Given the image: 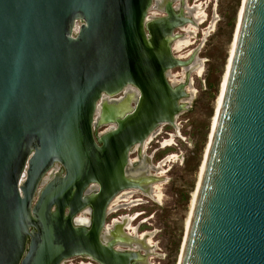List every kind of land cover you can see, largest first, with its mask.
Listing matches in <instances>:
<instances>
[{"label": "water", "instance_id": "water-1", "mask_svg": "<svg viewBox=\"0 0 264 264\" xmlns=\"http://www.w3.org/2000/svg\"><path fill=\"white\" fill-rule=\"evenodd\" d=\"M174 1L154 0L164 16L149 18L153 0H0V264H62L86 254L101 264L142 259L101 244L99 233L118 191L151 197V183L169 179L152 177L147 157L128 172L138 184L125 169L134 145L142 149L159 125L174 127L188 110L186 85L193 96L190 72L202 63L191 62L201 44L187 60L172 44L182 36L176 30L195 25L188 15L196 9ZM176 67H186V80L172 85L167 74ZM128 86L138 90L135 106L126 93L103 102ZM96 124L115 127L95 134ZM91 183L100 190L84 196ZM88 204L90 230L73 223ZM126 223L108 229L105 241L122 235L119 245L158 255L145 243L153 232L124 236ZM182 249L178 264H264V0L243 4Z\"/></svg>", "mask_w": 264, "mask_h": 264}, {"label": "rangeland", "instance_id": "rangeland-1", "mask_svg": "<svg viewBox=\"0 0 264 264\" xmlns=\"http://www.w3.org/2000/svg\"><path fill=\"white\" fill-rule=\"evenodd\" d=\"M242 3L243 0H186L189 8L196 9L192 10V14L198 13V24L190 28L189 34L182 29L175 31L182 34L181 39L187 42L180 48H177L174 43L173 55L186 60L201 44L196 52L194 64H202L190 74L193 96L189 100L188 110L177 116L175 130L166 127L156 137L163 126L160 127L147 145L155 137L156 139L148 149H146L147 145L146 150L144 149V155L153 158L152 164L155 166L152 165V167H159V171L163 173L160 178L169 179L157 184L155 189L158 199L155 197L152 199L144 193H142L144 196L137 193L130 199L128 198L130 201L126 205H121L116 214L121 218L129 216L132 219L130 226L136 229L140 227L138 230L141 232L137 231L140 235L153 232L149 238L151 244L155 245L153 253L158 255L150 256L151 264L179 263L185 239V222L189 214L190 199L197 188L200 169L209 142L215 106L229 60ZM176 4L178 3L174 5ZM161 13L157 14L162 15ZM183 72L180 67L171 69L169 71L171 82L178 83L181 78H184ZM187 90L190 93V88L187 87ZM165 132L171 135L167 136ZM172 142L175 143L172 148L156 152L160 145L167 146ZM167 154L172 155L159 163ZM136 156V154H131L130 158L133 159ZM57 167L55 165V168ZM151 174L156 175V171L153 170ZM138 199L142 202H136ZM136 203L141 204L134 206ZM136 213H142V215L134 220L136 216L133 215ZM68 261L65 264L82 263H79L81 259L77 257Z\"/></svg>", "mask_w": 264, "mask_h": 264}, {"label": "flooded vegetation", "instance_id": "flooded-vegetation-1", "mask_svg": "<svg viewBox=\"0 0 264 264\" xmlns=\"http://www.w3.org/2000/svg\"><path fill=\"white\" fill-rule=\"evenodd\" d=\"M160 1V0H159ZM173 6H174V3H173ZM175 7V6H174ZM164 8V7H163ZM157 13H160L159 12V10H153L152 11V14L154 15V14H157ZM161 16H164V12L162 11V15ZM161 16H159V17H161ZM152 18V17H151ZM153 18H155V17H153ZM179 30V29H178ZM181 82V81H180ZM178 84V83H177ZM131 88L132 89H134L135 90V93H134V95H136V97L139 95V93H138V90L135 88V87H133V86H131ZM131 92H133V91H131ZM119 97H117V98H120V97H124L125 96V93L123 92V93H121L120 95H118ZM116 98V97H115ZM124 99V98H123ZM131 106H135V103L134 102H131ZM162 125V124H161ZM161 125H159L156 129H155V131L154 132H157V131H159L158 130V128L161 126ZM114 127H115V125H114ZM113 127V128H114ZM166 127H171V128H173L172 126H170V125H164L163 127H162V129H161V132L158 134V135H156V137L157 136H159L162 132H163V129L164 128H166ZM111 127H110V125H108V124H106V125H98V124H96V126L94 127V133L95 134H102V133H105L106 131H109V130H111L110 129ZM173 130H175L174 128H173ZM153 132V133H154ZM165 134L167 135V136H170L171 134L170 133H168V132H165ZM152 137V136H151ZM150 137V138H151ZM156 137L147 145V142L150 140V138H148L146 141H145V143L142 145V149L140 148V146H137V147H135V145L130 149V152H129V155H128V165L126 166V169H125V175H126V177L129 179V181L130 182H134V183H136V184H138L135 180H132V179H130L129 178V174H128V172L130 171V169L131 170H133V168L135 167V165H136V163H138V162H140L141 160H143V161H145V157H147L148 159V162L145 164V166L146 167H148V168H150L153 164H152V157H148V156H145L144 155V149H145V146L147 145V148L146 149H148V147H149V145L156 139ZM96 138V137H95ZM165 141V140H164ZM156 142H158V143H160L159 141H156ZM161 144V143H160ZM137 145V144H136ZM175 145V143L174 142H172L170 145H167V146H162V145H160V148L158 149V150H156V152L157 151H163V150H165V149H169V148H172L173 146ZM145 149V150H146ZM131 154H136L137 156L135 157V158H133V159H131L130 158V155ZM170 155H172V154H167L166 156H164V158L159 162V163H161L162 161H164L165 159H167V157L168 156H170ZM129 160H130V163H129ZM133 161V162H132ZM133 163H135L134 164V166H133ZM158 163V164H159ZM157 164V165H158ZM58 167L57 168H55V166H54V168H53V171L54 172H56V173H59V172H61L62 171V167L59 165V164H56ZM156 165V166H157ZM164 165H165V163H164ZM163 165V166H164ZM153 166H155V165H153ZM153 170L154 171H156V173H158V174H156V175H153V174H151L152 172H153ZM148 172H149V174L152 176V177H156V178H160V175H162L163 173L161 172V171H159V167L157 168H154L153 167V169H148ZM151 181H155V180H151ZM162 182V181H161ZM161 182L160 183H155V184H151L150 185V187H151V193H150V195H151V197H155L156 199H158L157 198V190L155 189V188H152V187H154L155 185H157V184H161ZM92 186H96V188L95 187H93L92 188ZM126 189H128V188H126ZM153 189V190H152ZM100 190V186L98 185V184H93V183H91L86 189H85V193H84V196H91V195H94V194H96V192H98ZM125 189H123V190H120V191H118L115 195H113L112 196V198L109 200V202L107 203V205H106V207H105V218H104V225H103V227H102V229H101V231H100V233H99V241H100V243L101 244H103V245H107L108 243H110V242H114V246H113V248H114V250L115 251H128V252H138L139 253V255L142 257V259L139 261V262H137L136 264H141V263H143V262H145V260H148L149 258H151V257H148L147 256V254L144 252V251H142V250H134V249H129V248H127L126 246H123L122 248H118L117 246H118V244H121L123 241H125V239H124V237L121 235L120 237H115L114 235H111V237L109 238V240H107V241H104L103 240V235L104 234H107V233H109V230L108 229H110L111 230V232L112 233H115L116 231H118L117 229H118V227L116 226V223H119V224H121L122 223V221H123V219H124V217H126V216H122V218L119 216V215H116L117 213H118V211L120 210L119 208H120V206L121 205H126V203H128L129 201H128V198L130 199L131 197H133V196H135V194H137V193H140V194H142L143 192H141V191H139V190H127V191H124ZM160 194H161V191H160ZM143 195V194H142ZM144 196V195H143ZM161 196V195H160ZM146 197V196H145ZM141 199H138V201H136V202H142V200L140 201ZM155 202H157V201H155ZM158 203V202H157ZM141 203H136V204H134V206H137V205H140ZM119 205V206H118ZM99 207V206H98ZM117 207V208H116ZM113 209V210H112ZM69 211H70V208L69 207H66L65 208V214H68L69 213ZM93 212H94V206H92V205H90V204H88V205H85V206H83L78 212H77V214L74 216V218H73V223H75V225L74 226H82V227H85L86 229H88V230H90V228H91V226H92V223H93ZM140 215H142V213H136L135 215H133V216H136L135 217V219L134 220H136L137 219V217H139ZM132 216V217H133ZM81 218L82 220H83V224H77L76 223V219L77 218ZM127 218V223L124 225V232L126 231H129V232H127V234H129L130 236H135V230H136V237L137 238H139V239H143V237H144V235L145 234H139L137 231H139L138 229L140 228V227H137V229L136 228H132L131 226H130V222H131V218H129V216H127L126 217ZM130 219V220H129ZM86 220V221H85ZM125 232V233H126ZM139 232H141V231H139ZM124 236H125V234H124ZM149 238V237H148ZM148 238H145L146 240V242L148 243V246H150V247H153V245L151 244V241H150V238L148 239ZM148 240H149V242H148ZM127 241V240H126ZM151 244V245H150ZM74 258H76V257H74ZM77 258H80L81 259V261L79 262V263H81V264H101L98 260H96L95 258H93L91 255H88V254H86V255H83V256H77ZM71 259H73V258H71ZM68 260H70V259H68ZM68 260H65L64 262L65 263H68L69 261ZM150 260V259H149ZM68 261V262H67ZM78 264V263H77Z\"/></svg>", "mask_w": 264, "mask_h": 264}, {"label": "bare ground", "instance_id": "bare-ground-1", "mask_svg": "<svg viewBox=\"0 0 264 264\" xmlns=\"http://www.w3.org/2000/svg\"><path fill=\"white\" fill-rule=\"evenodd\" d=\"M156 1H159V0H156ZM244 1L245 0H243V3H242V8H243V4H244ZM174 4L175 3H178V4H176V5H174L175 6V8H179L180 6H181V2H180V0H175L174 2H173ZM185 6H186V8L187 9H191V8H189L188 6H187V4H186V0H185ZM156 8H157V3H155L154 2V0H153V4H152V7L149 9V12H148V17L150 18V17H159V16H161V15H158V14H152V11L153 10H156ZM186 8H184V11L186 12V14H188V10L186 9ZM242 8H241V10H240V13H239V15H238V24H237V27H236V30H235V34H234V39H233V43H232V48H231V51H230V56H229V60H228V63H227V66H226V71H225V74H224V76H223V79H222V84H221V88H220V92H219V94H218V99H217V103H216V108H215V113H214V115H213V119H212V125H211V132H210V135H209V142H208V145L206 146V150H205V155H204V160H203V164H202V167H201V169H200V175H199V180H198V184H197V188H196V191L195 192H193V194H192V196H191V199H190V209H189V214H188V216H187V219H186V222H185V236H186V233H187V231H188V227H189V223H190V218H191V213H192V210H193V208H194V204H195V201H196V198H197V192H198V188H199V184H200V180H201V177H202V174H203V169H204V163H205V160H206V156H207V152H208V147H209V144H210V141H211V138H212V135H213V131H214V128H215V124H216V120H217V116H218V112H219V108H220V105H221V102H222V98H223V93H224V89H225V84H226V80H227V75H228V70H229V65H230V61H231V57H232V53H233V49H234V45H235V40H236V36H237V32H238V27H239V23H240V19H241V15H242ZM158 10V9H157ZM198 10V9H197ZM159 12L161 13L162 11H160L159 10ZM193 12H192V10L190 11V15H188V17L190 18L191 17V20H193V23L195 24V25H197L198 23H197V21H198V19H199V17H198V13H196L195 15H193L192 14ZM162 14V13H161ZM197 23V24H196ZM187 25V26H186ZM186 25H184V26H182L180 29H182V30H185V32H186V34H189L190 33V28L191 27H196L195 25H193L192 23H188V24H186ZM180 35H182V34H180ZM183 36V35H182ZM182 36L181 37H178V38H176L175 40H174V42H173V44H172V52L174 53V48H173V46H174V43H175V46L177 47V48H180L182 45H184L186 42H187V40H184V39H181L182 38ZM194 53V52H193ZM192 53V54H193ZM192 56V55H191ZM190 56V57H191ZM189 57V58H190ZM177 58H179V57H177ZM180 59V58H179ZM187 60V59H186ZM195 60H196V54L194 55V57H193V59H192V62H191V64L192 65H196V64H194V62H195ZM182 69H183V73H184V78H181L180 79V81L178 82V84H181V83H183L184 82V80H186V72H187V69H186V67H182ZM193 71H191L190 72V74L192 73ZM167 77H168V80H169V82L172 84V85H178L177 84V82H175V81H173V82H171V80H170V77H171V75H169V72H168V74H167ZM189 81L191 82V76L189 77ZM187 87L189 88V86L188 85H186L185 86V90H186V92L189 94V96H188V98H185L184 100H183V102L185 103V104H187L188 105V103H189V100L191 99V95H190V93L188 92V90H187ZM131 91H133V92H131ZM124 93H126V96H128L129 94H131V100H130V102L128 103V105H130V103L133 101V96H134V93H135V90L134 89H132L130 86H128V87H126L125 88V90H124ZM130 96V95H129ZM123 98H125V96L124 97H120V98H110V97H108V96H104L103 98H102V100H103V102H110V103H117V102H120V101H122L123 100ZM102 102V101H101ZM124 104H126V102H124ZM123 104V105H124ZM126 106V105H125ZM97 114H99V110L97 111ZM108 125H110V127L111 128H113L114 127V124H108ZM164 125H166V124H162L160 127H162V126H164ZM159 127V128H160ZM173 127V126H172ZM177 127V124H176V120H175V122H174V127L173 128H176ZM110 128V129H111ZM158 128V129H159ZM156 132H154V133H151L146 139H145V141L148 139V138H150L151 136H153L154 134H155ZM145 141L143 142V144L145 143ZM142 144V145H143ZM137 146H141V144H137V145H135V147H137ZM133 162V161H132ZM129 163H130V160H129ZM131 170V169H130ZM156 174H158V173H156ZM157 176V175H156ZM47 177L48 176H46V178L45 179H47ZM156 178V177H155ZM161 182V181H160ZM160 182H154V183H151V184H155V183H160ZM156 186L157 185H155L154 187H152V188H156ZM93 187H95L96 188V186H92V188ZM127 190H139V191H141L140 189H137V188H128V189H125L124 191H127ZM153 190V189H152ZM142 192V191H141ZM130 220V219H129ZM86 221V220H85ZM76 223L77 224H83L84 222H83V220L81 219V218H77L76 219ZM122 230H123V232H124V226L122 227ZM124 234L125 235H127V236H130L129 234H127V233H125L124 232ZM110 235V233H107V234H104L103 235V240L105 241V236H109ZM130 237H134V236H130ZM137 238V237H136ZM138 240H142V239H139V238H137ZM149 239V238H148ZM146 240V239H145ZM148 242H149V240H148ZM184 242H185V239H184ZM145 243L148 245V243L145 241ZM151 245V244H150ZM183 246H184V244H183ZM118 248H122L123 247V245H119L118 244V246H117ZM132 247H136V244L135 243H131V246H127V248H129V249H134V250H138V248H132ZM150 247V246H149ZM183 248V247H182ZM139 250H142V251H144L143 249H139ZM183 250V249H182ZM145 252V251H144ZM181 254H182V251H181ZM151 255H153V254H150V255H148V257H150ZM180 258H181V256H180ZM150 259V258H149ZM149 259L147 260V262L149 263V264H151L150 263V261H149ZM62 264H65V262H63Z\"/></svg>", "mask_w": 264, "mask_h": 264}]
</instances>
